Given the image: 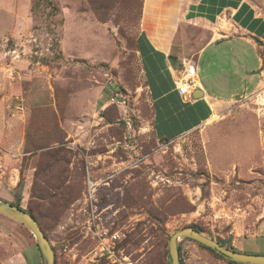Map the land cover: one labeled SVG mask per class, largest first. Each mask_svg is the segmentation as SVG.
<instances>
[{"label": "rangeland", "instance_id": "374dc122", "mask_svg": "<svg viewBox=\"0 0 264 264\" xmlns=\"http://www.w3.org/2000/svg\"><path fill=\"white\" fill-rule=\"evenodd\" d=\"M250 1L264 15V0ZM142 9L143 0H0V200L33 211L55 264H105L92 261L88 176L110 179L97 221L126 235L136 264H169L171 237L191 226L264 255V237L248 241L264 218V96H236L195 130L159 140L137 54ZM183 32L191 44L196 32ZM48 151L62 161L35 178ZM54 192L53 204L37 198ZM194 244L180 241L185 264H229ZM0 264H44L33 234L1 213Z\"/></svg>", "mask_w": 264, "mask_h": 264}, {"label": "crops", "instance_id": "0c3cea01", "mask_svg": "<svg viewBox=\"0 0 264 264\" xmlns=\"http://www.w3.org/2000/svg\"><path fill=\"white\" fill-rule=\"evenodd\" d=\"M185 27L196 33L191 44L186 39L191 51L183 55L178 46L185 40ZM137 54L159 140L173 141L195 130L236 96L254 100L264 96V15L250 0H143ZM174 57L177 63L172 62ZM184 61L197 67L201 84L197 91L202 97L191 102L184 101L174 87V69ZM33 170H29L32 175ZM258 237H264V218L248 241ZM226 243L240 251L245 244L237 239ZM195 244L186 248L196 253Z\"/></svg>", "mask_w": 264, "mask_h": 264}, {"label": "built area", "instance_id": "2783aa9c", "mask_svg": "<svg viewBox=\"0 0 264 264\" xmlns=\"http://www.w3.org/2000/svg\"><path fill=\"white\" fill-rule=\"evenodd\" d=\"M174 87L178 94L186 102L193 101L194 93L200 89V79L198 69L192 61H184L181 68L174 69ZM94 177L88 176L85 183L86 188L83 192L85 212L90 217L91 225L88 230L97 239V245L92 252L93 262L105 261V264H136L123 246L126 235L121 231H112L102 225H99L96 215L98 203V190L101 185H109L110 179L102 182ZM101 220V219H99Z\"/></svg>", "mask_w": 264, "mask_h": 264}, {"label": "water", "instance_id": "95a60500", "mask_svg": "<svg viewBox=\"0 0 264 264\" xmlns=\"http://www.w3.org/2000/svg\"><path fill=\"white\" fill-rule=\"evenodd\" d=\"M201 93V94H200ZM201 95V96H200ZM202 97V92L195 91L194 98ZM0 213L24 225L35 237L41 251L44 264H55V251L49 238L45 235L36 219L21 208L12 205L10 202L0 200ZM183 239L195 241L231 262L240 264H264V255L245 254L229 250L217 241L201 235L192 228H186L176 232L170 239L169 253L171 264H182L179 254V243Z\"/></svg>", "mask_w": 264, "mask_h": 264}, {"label": "trees", "instance_id": "16d2710c", "mask_svg": "<svg viewBox=\"0 0 264 264\" xmlns=\"http://www.w3.org/2000/svg\"><path fill=\"white\" fill-rule=\"evenodd\" d=\"M172 62L177 63V62H178L177 58H176V57L172 58ZM181 67H182V65H181L179 68H181ZM162 140L165 141V142H169V141H170L169 139H162ZM39 149L42 150L43 148H36L34 152H37L36 150H39ZM50 151H52V150H50ZM50 151H48L49 153L47 154V157H49V163H48L44 168H39V166L36 167V171H35V175H34L35 178H36L37 176H39V173H44V174L47 173L49 170H51V168H53L54 165H56L57 163H59V162L62 161V159L58 158L59 152L55 151V152H51V153H50ZM31 159H33V158H31ZM67 179H68V178H67ZM48 184H49V183L45 182V185L48 187V189H50L49 186H48ZM34 185H36V184L34 183ZM56 190H59V189L57 188ZM37 198H39V199L42 200L43 202H50V204H53V203H54L53 201H55V198H57V195H56V192H54V194H46V195H45V193H44L43 196H41V197L37 196ZM64 203H67V201L65 200ZM11 204L14 205V206H16V207H18V208H21V206H20L19 204H13V203H11ZM21 209H22V208H21ZM23 210H24V209H23ZM24 211H26L28 214H30L31 216H33V217L36 219V221L39 223L41 229H42L43 232L45 233V230H44V228H43V224H42V222L37 218V216L33 213V211H32V210H24ZM189 228H192V229L198 231L201 235H203V236H205V237H207V238H209V239L215 240L214 237H212L210 234L205 233V232H204L201 228H199V227L191 226V227H189ZM45 235L47 236L46 233H45ZM47 237H48V236H47ZM215 241H217L220 245H222L223 247H225V248H227V249H229V250H232V251H235V252H239L237 249L231 247V246L228 245L226 242H223V241H221V240H219V239H217V240H215ZM196 243H197V242H196ZM197 244H198L200 247H202L203 249L207 250L208 252L213 253L216 257H218L219 259H221V260H223V261H225V262H227V263H229V264H240V263H236V262L228 261V260L225 259L223 256L217 254L215 251L211 250L210 248H207V247H205V246H203V245H201V244H199V243H197ZM37 246H38V245H37ZM53 249H54V248H53ZM54 251H55V249H54ZM241 253H242V252H241ZM243 253H245V254H250V253H246V252H243ZM169 254H170V253H169V251H168V255H169ZM179 254H180V260H181V263H182V264H185V262H184L183 259H182L181 247H180V246H179ZM162 259H164V256H163V257L160 256V260H162ZM168 259H169V264H171V258H170V256H168ZM55 262H57L56 254H55ZM158 264H160V262H159Z\"/></svg>", "mask_w": 264, "mask_h": 264}]
</instances>
